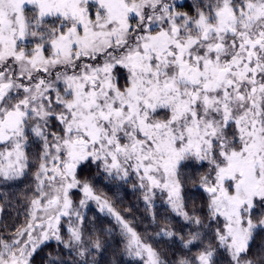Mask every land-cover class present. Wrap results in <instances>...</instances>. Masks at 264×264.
Masks as SVG:
<instances>
[{"label": "snow or ice", "instance_id": "obj_1", "mask_svg": "<svg viewBox=\"0 0 264 264\" xmlns=\"http://www.w3.org/2000/svg\"><path fill=\"white\" fill-rule=\"evenodd\" d=\"M0 264H264V0H0Z\"/></svg>", "mask_w": 264, "mask_h": 264}]
</instances>
